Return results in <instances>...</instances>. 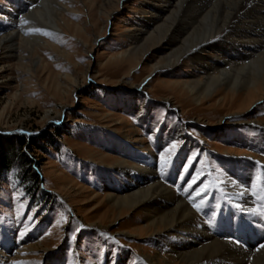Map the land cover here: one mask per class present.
Returning a JSON list of instances; mask_svg holds the SVG:
<instances>
[{
	"label": "rangeland",
	"instance_id": "obj_1",
	"mask_svg": "<svg viewBox=\"0 0 264 264\" xmlns=\"http://www.w3.org/2000/svg\"><path fill=\"white\" fill-rule=\"evenodd\" d=\"M66 1L61 30L46 39L48 45L34 52L23 46L14 55L0 46V264L167 263L174 236L147 234L149 213L118 216L104 200L106 184L123 177L113 169L121 157L118 143L144 154L156 146V159L171 158L175 166L173 175H162L163 184L190 204L196 223L219 240L239 223L254 226L262 236L237 235L247 233V246L261 248L264 87L258 98L225 83L230 92L193 100L180 87L193 71L190 62L167 66L178 48L168 50L165 39L148 41L145 30L137 32L144 24L135 26L136 20L152 14L147 0ZM0 8L11 10L7 0ZM3 17L0 39L20 24ZM144 102L148 120L142 125L135 112ZM174 126L183 130L179 138L167 135ZM17 135L43 145L20 148L37 175L34 183L22 174ZM173 143L178 148L170 156ZM194 178V191L187 190Z\"/></svg>",
	"mask_w": 264,
	"mask_h": 264
},
{
	"label": "bare ground",
	"instance_id": "obj_2",
	"mask_svg": "<svg viewBox=\"0 0 264 264\" xmlns=\"http://www.w3.org/2000/svg\"><path fill=\"white\" fill-rule=\"evenodd\" d=\"M7 1L11 10L7 12L0 8V13L5 16L3 20L10 22L18 19L17 23H20L0 39V46L10 48L8 55H14V52L18 54L23 46H29V50L34 52L41 45H48L46 39L55 31L61 30L59 24L63 23L68 7L66 0ZM144 5L152 9V14L147 21L136 20L135 26L144 24L137 27V32L145 30L148 41L165 39L168 50L178 48L167 61V66H180L185 59V62H190L193 71L180 87L193 100H213L222 92H230L227 88H236L237 93L242 88L252 97L262 96L264 0H147ZM165 6L169 9L164 10ZM155 16L161 23L156 24L158 20L154 19ZM152 21L154 22L150 25ZM8 30L9 28L3 29ZM225 83L228 84L227 88L223 87ZM148 107L147 102L137 106L135 114L142 125L147 124ZM179 134L183 135V130L174 126L168 130L167 135L179 138ZM115 148L121 157L116 165L118 167L113 169L123 174V177L118 182L106 184L108 193L104 200L118 216L132 211L149 213L145 220L147 234L173 235L176 243L169 245L167 263L264 264V247L256 249V246H247L249 237L262 236V232L256 231L254 226L247 225L244 228L239 223L235 229L228 230L230 233L227 232V237L225 235L223 240H219L218 235H212L204 224L196 223L198 220L195 221L190 204L178 197L175 199L171 186L169 188L163 184L162 175H173L175 166L171 163L173 168L168 165L162 171V164L167 161L156 159V146L153 149L155 153L147 154L139 152L137 147L126 151L121 143ZM126 157L131 163L126 162ZM120 188L125 190L118 191ZM242 202L245 203L246 199ZM221 229L226 233L224 227ZM243 230L251 233V236L243 237L247 233L237 235L239 232L242 234ZM242 246L248 249L241 250ZM147 261L151 264L158 263L156 258H148Z\"/></svg>",
	"mask_w": 264,
	"mask_h": 264
},
{
	"label": "trees",
	"instance_id": "obj_3",
	"mask_svg": "<svg viewBox=\"0 0 264 264\" xmlns=\"http://www.w3.org/2000/svg\"><path fill=\"white\" fill-rule=\"evenodd\" d=\"M14 141H15V143H16V145H17V147H16V150H17V154H20V156L21 155H23V159H24V165H23V167H24V170H23V172H22V174L23 175H25L26 177H28L29 178V180L31 179V181H32V183H34L35 182V180H36V174H35V172H34V170L32 169V167H31V162H30V160L28 159V157H26L22 152H21V150H20V148H21V146L22 145H26L27 144V142H29V144H31V146L33 147V148H37V149H41L42 148V146L43 145H41L40 143H38V142H40V141H38V140H36L35 138H29V137H26V136H24V135H17V136H15L14 137ZM38 141V142H37ZM7 160V159H6ZM4 161V160H3ZM2 163V162H1ZM3 164H6V163H2V165Z\"/></svg>",
	"mask_w": 264,
	"mask_h": 264
},
{
	"label": "snow or ice",
	"instance_id": "obj_4",
	"mask_svg": "<svg viewBox=\"0 0 264 264\" xmlns=\"http://www.w3.org/2000/svg\"><path fill=\"white\" fill-rule=\"evenodd\" d=\"M178 148V143H173L171 144L170 148L168 149L169 153H170V156H175L176 155V150ZM161 159L164 160V156L162 155L161 156ZM171 158H169V160L165 163V164H162V171L168 166L171 164ZM185 172H187V166L185 167L184 169ZM196 184V179L194 178L192 181H190L187 185V190H193V185ZM207 192V188H204L202 191H197L196 192V196L197 197H201L203 198V196L206 194ZM193 207H196L195 204H193ZM197 210L199 211V208H197ZM21 238H23V234H21ZM261 247H264V245H262Z\"/></svg>",
	"mask_w": 264,
	"mask_h": 264
},
{
	"label": "water",
	"instance_id": "obj_5",
	"mask_svg": "<svg viewBox=\"0 0 264 264\" xmlns=\"http://www.w3.org/2000/svg\"><path fill=\"white\" fill-rule=\"evenodd\" d=\"M27 134H29V133H27Z\"/></svg>",
	"mask_w": 264,
	"mask_h": 264
}]
</instances>
